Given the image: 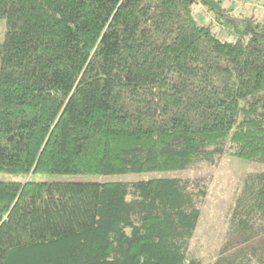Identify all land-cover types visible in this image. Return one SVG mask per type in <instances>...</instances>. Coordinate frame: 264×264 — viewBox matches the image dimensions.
<instances>
[{
    "label": "trees",
    "instance_id": "trees-1",
    "mask_svg": "<svg viewBox=\"0 0 264 264\" xmlns=\"http://www.w3.org/2000/svg\"><path fill=\"white\" fill-rule=\"evenodd\" d=\"M233 10L0 0V174L152 175L0 182V264H202L205 189L157 176L223 156L264 166V24ZM228 232L237 249L213 264H264V170L241 179Z\"/></svg>",
    "mask_w": 264,
    "mask_h": 264
},
{
    "label": "rangeland",
    "instance_id": "rangeland-1",
    "mask_svg": "<svg viewBox=\"0 0 264 264\" xmlns=\"http://www.w3.org/2000/svg\"><path fill=\"white\" fill-rule=\"evenodd\" d=\"M225 8L234 9L236 16L253 15L257 20L264 22V0H222ZM210 13L205 12L201 6H196L194 17L199 24H206ZM5 22L0 20V43L3 41ZM223 40L232 41L228 37ZM264 166L256 163H248L229 157H218L215 164L199 163L179 173H169L157 177L179 178L196 182L195 187L204 188L206 195L197 206L202 215L199 220L194 237L191 240L190 254L199 259L202 264H213L220 256V251L225 244L234 247L226 254L237 249L233 238L228 232L230 212L236 193L240 187L241 179L250 172H260ZM155 176V175H153ZM152 175H47L31 174L29 176H14L11 174H0V182L30 181V182H125L135 181L141 178L148 179ZM258 240V239H257ZM230 242V243H229Z\"/></svg>",
    "mask_w": 264,
    "mask_h": 264
},
{
    "label": "crops",
    "instance_id": "crops-1",
    "mask_svg": "<svg viewBox=\"0 0 264 264\" xmlns=\"http://www.w3.org/2000/svg\"><path fill=\"white\" fill-rule=\"evenodd\" d=\"M208 18V17H207ZM261 22H263L262 20H260ZM263 24H264V22H263Z\"/></svg>",
    "mask_w": 264,
    "mask_h": 264
},
{
    "label": "built area",
    "instance_id": "built-area-1",
    "mask_svg": "<svg viewBox=\"0 0 264 264\" xmlns=\"http://www.w3.org/2000/svg\"><path fill=\"white\" fill-rule=\"evenodd\" d=\"M219 1H222V0H219ZM232 1H234V0H232Z\"/></svg>",
    "mask_w": 264,
    "mask_h": 264
}]
</instances>
